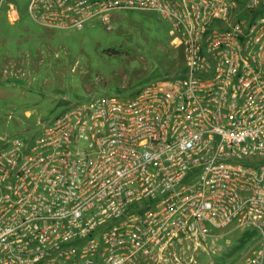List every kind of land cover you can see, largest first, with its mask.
Instances as JSON below:
<instances>
[{
  "label": "built area",
  "instance_id": "2783aa9c",
  "mask_svg": "<svg viewBox=\"0 0 264 264\" xmlns=\"http://www.w3.org/2000/svg\"><path fill=\"white\" fill-rule=\"evenodd\" d=\"M8 21L12 0H0ZM152 11L181 67L73 104L0 147V264H180L189 243L256 236L264 264V0H28L48 29Z\"/></svg>",
  "mask_w": 264,
  "mask_h": 264
},
{
  "label": "rangeland",
  "instance_id": "374dc122",
  "mask_svg": "<svg viewBox=\"0 0 264 264\" xmlns=\"http://www.w3.org/2000/svg\"><path fill=\"white\" fill-rule=\"evenodd\" d=\"M12 1L16 20L8 21L0 8V147L13 136L31 135L70 105L123 96L181 67L179 49L168 42V25L155 12L111 10L104 21L93 17L80 29H48L27 16L28 0ZM238 234L189 243L180 264L224 262L222 254Z\"/></svg>",
  "mask_w": 264,
  "mask_h": 264
},
{
  "label": "trees",
  "instance_id": "16d2710c",
  "mask_svg": "<svg viewBox=\"0 0 264 264\" xmlns=\"http://www.w3.org/2000/svg\"><path fill=\"white\" fill-rule=\"evenodd\" d=\"M179 53H180V51H179ZM179 55L181 56V53ZM180 65H181V60H180L179 66ZM136 89L137 88L129 91L128 93H125L124 95H132L136 91ZM232 231H238L239 234L231 239V241H232V243L230 245L231 249L228 251V253L222 254V258H223V255L225 258V259L223 258L224 262H219L218 264H230V263H232L235 260V258L239 255V253L242 250H244L252 242V240L256 236V231L250 227L243 228V229H234ZM229 254L232 256V258L230 260H227L229 258ZM225 260H227V261L225 262Z\"/></svg>",
  "mask_w": 264,
  "mask_h": 264
}]
</instances>
